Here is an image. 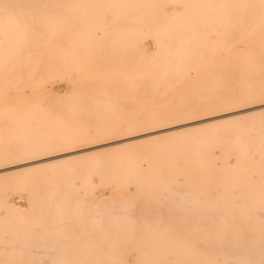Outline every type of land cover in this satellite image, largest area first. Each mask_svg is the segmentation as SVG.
I'll return each mask as SVG.
<instances>
[{
	"label": "rangeland",
	"instance_id": "1",
	"mask_svg": "<svg viewBox=\"0 0 264 264\" xmlns=\"http://www.w3.org/2000/svg\"><path fill=\"white\" fill-rule=\"evenodd\" d=\"M205 1L215 2L1 0L0 52L8 53L10 45L18 47L14 64H0V129L12 134L24 131L16 137L20 140L96 143L124 131L141 133L145 139L135 138L131 145H98L83 149L81 155L77 153L67 160H47L26 169L18 168L0 174V184L14 185L28 179L32 190L41 195L42 206L47 204L51 191L56 206L52 212L63 210L62 220L66 221H71L80 210L91 209V203H97L99 210L102 205H112L119 195L127 201L131 213L146 212L151 210L143 208L146 187L151 191L165 182L179 188V162L152 161L148 157L150 145L175 144L181 138L260 122L258 114L264 109L259 103L234 108L223 106L207 113H179L178 119L191 117L198 121L208 116L206 122H209L194 124L193 121L191 127L170 132L165 125L149 124L145 119L151 115L152 108L176 106L168 104L171 101L187 107L198 99L214 100L223 91L221 63L227 61V21L214 16L209 7L204 9L205 14L183 16L186 3L194 2L198 6ZM232 109L247 112L233 117L222 115V119L214 121L219 114ZM0 143V147L12 145L6 141ZM209 153L216 170L237 166L233 157L224 163L219 147L211 146ZM125 157L134 159L131 167L142 171V176L119 188L105 172L110 161L114 168H126L128 164L119 160ZM94 162L88 187L81 184L82 176L77 173L83 175ZM70 179L74 182L73 191L61 187L63 181ZM197 182L196 187L203 185ZM124 186L128 190L121 191ZM14 190L21 199L18 202L15 194L14 204L26 212L25 187ZM173 195L178 193L167 194L168 199L160 201V206L169 207ZM128 255L124 254L126 262L131 260Z\"/></svg>",
	"mask_w": 264,
	"mask_h": 264
},
{
	"label": "bare ground",
	"instance_id": "2",
	"mask_svg": "<svg viewBox=\"0 0 264 264\" xmlns=\"http://www.w3.org/2000/svg\"><path fill=\"white\" fill-rule=\"evenodd\" d=\"M206 7L212 8L214 16L227 21V61L221 63V74L225 80L223 91L214 100L198 99L187 107H179V101H171L168 104L176 106L152 108L151 115L145 118L149 124L165 125L167 131L185 129L193 121H196L194 124L204 123L209 118L200 117L197 121L188 117L189 120H183L178 119L179 113H207L223 106L234 108L243 104L237 101L256 99L264 89V11L261 9V0H215L214 3L205 1L198 6L194 2L186 3L183 16L205 14ZM40 33L41 30L38 31ZM10 46L8 53L0 52V64L5 66L15 62L18 45ZM245 112L232 109L213 119L218 121L222 115L233 117ZM23 133L19 131L12 134L0 129V141L12 144L0 147L1 175L47 160H67L90 147L126 145L135 138L143 137L141 133L129 134L124 131L96 143L17 139ZM262 135L264 124L260 121L248 126L240 125L222 131H210L201 136L181 138L175 144L166 142L150 145L148 157L152 161L179 162V188L165 182L151 191L146 187L143 208L151 210L137 214L129 211L127 201L119 195L114 204L102 205L101 211L96 208L97 203H91V209L80 210L71 221H66L62 220L65 214L63 210L52 212L56 206L51 191L47 204L42 206L41 195L38 196L32 190L28 179L8 186L2 183L0 264L17 261L30 264H193L209 261L214 264H260L264 260ZM211 146L220 148L225 164L233 157L237 166L216 170L209 153ZM119 160L128 166L114 168L110 161L105 172L119 188L130 179L141 178L142 171L131 167L134 159L125 157ZM94 167L95 162L87 166L83 175L82 172L77 173L82 176L81 184L89 185V175ZM254 172H257L256 177L253 176ZM197 181L203 184L199 188L196 187V183L199 184ZM20 186L26 190V212H22L21 206H16L13 201L15 194L19 198L17 201H21L19 193L14 190V187ZM61 187L69 191L75 189L71 179L63 181ZM126 190L127 186L121 191ZM170 192L178 195L172 196L169 207L165 204L164 207L160 206V201L165 200ZM54 216L56 220L52 218ZM71 223L76 226L71 228L67 225ZM236 226L239 230L234 229ZM246 227L252 231H245ZM38 231H42V234H38ZM125 253L131 256L130 262L124 260Z\"/></svg>",
	"mask_w": 264,
	"mask_h": 264
},
{
	"label": "snow or ice",
	"instance_id": "3",
	"mask_svg": "<svg viewBox=\"0 0 264 264\" xmlns=\"http://www.w3.org/2000/svg\"><path fill=\"white\" fill-rule=\"evenodd\" d=\"M5 7H8L5 5ZM261 9L264 11V0H261ZM238 103H259L261 108L264 109V89L261 90L259 99H252V100H243L237 101ZM259 119L261 120L262 124H264V110H262L259 114ZM3 264H30V262L26 261H17V262H3ZM193 264H214V262H193ZM260 264H264V260L260 261Z\"/></svg>",
	"mask_w": 264,
	"mask_h": 264
}]
</instances>
